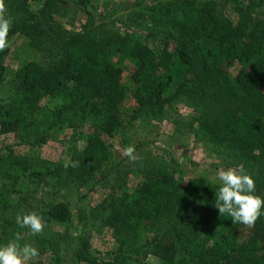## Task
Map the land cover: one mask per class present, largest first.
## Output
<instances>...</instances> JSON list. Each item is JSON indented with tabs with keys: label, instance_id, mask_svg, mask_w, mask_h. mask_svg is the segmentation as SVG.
<instances>
[{
	"label": "trees",
	"instance_id": "1",
	"mask_svg": "<svg viewBox=\"0 0 264 264\" xmlns=\"http://www.w3.org/2000/svg\"><path fill=\"white\" fill-rule=\"evenodd\" d=\"M93 1L4 0L8 39L24 36L40 56L18 71L0 106V131L41 147L62 129L91 121L92 130L68 167L0 149V244L21 231L17 214L36 212L46 223L72 218L64 201L41 205L33 183L81 185L100 174L110 193L93 216L112 230L117 249L99 257L82 238L74 264H143L146 256L159 264H264V214L252 227L232 223L215 207L219 183L203 176L185 183L159 157L110 165L108 143L164 121L173 104L184 102L195 115L184 125L176 118L177 130L189 124L192 136L230 161L227 167L242 165L264 197V0H135L121 11L106 0L99 14ZM70 3L87 16L78 29L60 19ZM8 53L6 47L0 85ZM126 63L133 89L123 82ZM48 98L58 103H44ZM130 175L141 176L134 188Z\"/></svg>",
	"mask_w": 264,
	"mask_h": 264
},
{
	"label": "rangeland",
	"instance_id": "2",
	"mask_svg": "<svg viewBox=\"0 0 264 264\" xmlns=\"http://www.w3.org/2000/svg\"><path fill=\"white\" fill-rule=\"evenodd\" d=\"M106 0H94L90 9L96 13H103ZM112 1L113 10H126L135 0H109ZM152 3L161 0H145ZM167 1V0H163ZM34 8L36 4L32 2ZM3 14V13H2ZM234 16V15H233ZM64 26L68 29H78L86 21L87 16L84 8L73 3L67 4L65 10L60 16ZM118 27L121 24L117 25ZM9 53L3 59L5 69L3 71V83L0 85V106L13 94L16 86V77L18 71L27 62L39 58L40 54L28 45V40L17 35L8 39ZM4 50V49H3ZM2 50V51H3ZM0 51V64L2 62ZM123 82L133 89L135 84L132 79L131 64H125ZM240 65L231 69V75L235 77ZM128 106L133 105V91L130 92L127 99ZM44 103L55 106L57 99H46ZM180 102L172 105L167 113V118L161 122H155L151 125L138 127L135 133L129 136L118 135L108 140L110 146V165L122 161L123 165H136L146 159L154 157L162 158L169 162L177 170L182 180L187 183L190 177L203 176L210 181L219 183L216 178L218 170L235 168L237 165H231L230 161L224 159V156L210 151L204 145L200 137L191 135V127L185 124L182 132L177 130V125L173 121L176 118H183L184 123L192 121L195 113ZM80 127L62 129L56 138L50 140L41 147H32L20 144L14 134H6L0 131V149L5 154L6 147L10 146L21 154H27L41 161H46V165L52 168L56 165L66 163L70 160L72 153L87 144L88 134L92 130V124ZM135 147L134 155L136 159H130L125 154L127 146ZM173 160V161H172ZM100 174L90 179L88 182L76 185H55L35 182L36 198L43 205L46 201H64L71 210L72 218L66 223L51 222L45 223L46 227L38 236H32L28 229H21L20 242L30 243L38 249H43L38 257L28 261V264H74L76 252L81 247V239L85 238L91 243L99 257H108L117 249V244L112 237V230L105 226L101 221L93 216V209L98 207L110 193V189L104 187L100 182ZM141 176L130 175L129 185L134 188L140 181ZM143 264H159L151 257L146 256Z\"/></svg>",
	"mask_w": 264,
	"mask_h": 264
},
{
	"label": "clouds",
	"instance_id": "3",
	"mask_svg": "<svg viewBox=\"0 0 264 264\" xmlns=\"http://www.w3.org/2000/svg\"><path fill=\"white\" fill-rule=\"evenodd\" d=\"M4 0H0V51L8 47V32L11 19L5 17ZM135 147L129 145L125 154L130 159H136ZM69 163L66 162L65 167ZM70 166L76 167L72 161ZM216 178L219 186L215 191V207L220 215L231 217L232 223H241L252 227L255 221L264 214V197L256 194L255 180L243 166L218 170ZM16 224L21 229H28L32 236L43 233L46 225L43 217L36 212L17 214ZM39 256V249L30 243H21L17 232L7 243L0 244V264H28V261Z\"/></svg>",
	"mask_w": 264,
	"mask_h": 264
}]
</instances>
